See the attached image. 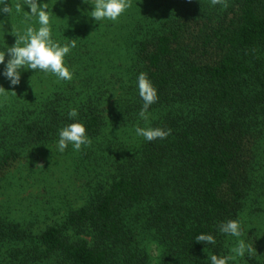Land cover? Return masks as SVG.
<instances>
[{
  "label": "trees",
  "instance_id": "16d2710c",
  "mask_svg": "<svg viewBox=\"0 0 264 264\" xmlns=\"http://www.w3.org/2000/svg\"><path fill=\"white\" fill-rule=\"evenodd\" d=\"M131 5L94 24L81 0H57L73 79L27 70L11 88L0 76L16 92L0 98V264H209L235 240L218 223L237 218L257 253L237 264H264V0ZM0 19L3 50L16 37ZM140 72L158 89L150 124L171 129L164 140L135 135ZM72 107L92 143L59 153Z\"/></svg>",
  "mask_w": 264,
  "mask_h": 264
},
{
  "label": "clouds",
  "instance_id": "9594fccd",
  "mask_svg": "<svg viewBox=\"0 0 264 264\" xmlns=\"http://www.w3.org/2000/svg\"><path fill=\"white\" fill-rule=\"evenodd\" d=\"M56 3L57 0L54 4ZM81 3L88 5L89 8L78 7L77 10L94 24L104 21L117 22L132 6L131 0H81ZM222 3L224 0H210L212 6ZM54 4L50 6V0H17L13 6L11 0H0V17L10 20L12 35L16 37L14 45L9 46L6 43L7 46L0 50V65L3 66L0 69V76L9 82L11 88L20 85L22 74L27 70L43 73L45 76L51 75L57 81L73 79L75 69L69 67L66 57L72 49L76 48V42L68 38L66 42H61L54 38L53 21L57 18L52 11ZM25 8L28 10L26 11ZM21 13L23 14L22 23L18 26L14 25L12 23L14 14ZM5 23V19H0V32L3 33V39ZM136 89L142 101L138 117L145 126L137 124L134 129L135 135L147 142L166 139L171 134V129L153 127L150 124L149 109L158 101L159 96L157 87L146 72H140L137 75ZM9 92L16 93L0 85V98L7 99ZM68 117L72 122L58 130L56 150L59 153H64L69 145L73 151L79 152L82 147H88L92 143L84 123L76 119L78 110L74 107L70 108ZM217 228L219 234L235 238V240L226 254H209L207 257L209 264H237L245 257L251 258L257 254L253 244L244 238V229L239 218L221 221ZM195 241L213 246L217 243L216 237L211 233H200L195 237Z\"/></svg>",
  "mask_w": 264,
  "mask_h": 264
},
{
  "label": "rangeland",
  "instance_id": "374dc122",
  "mask_svg": "<svg viewBox=\"0 0 264 264\" xmlns=\"http://www.w3.org/2000/svg\"><path fill=\"white\" fill-rule=\"evenodd\" d=\"M25 173L28 174V172H25ZM38 193H39V189L37 187H33L32 189L28 190L27 192H24L22 194V196L25 197V198H27L30 195H37ZM152 253L155 256L156 255V250L155 249H152Z\"/></svg>",
  "mask_w": 264,
  "mask_h": 264
}]
</instances>
